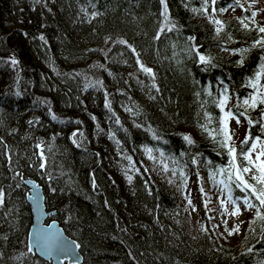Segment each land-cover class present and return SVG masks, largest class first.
Instances as JSON below:
<instances>
[{"label":"trees","instance_id":"obj_1","mask_svg":"<svg viewBox=\"0 0 264 264\" xmlns=\"http://www.w3.org/2000/svg\"><path fill=\"white\" fill-rule=\"evenodd\" d=\"M166 4L175 28L157 40L160 0H0V264H50L28 251L27 179L41 187L46 221L78 244L81 264L264 261V221L249 223L255 207L233 242L185 211L202 186L228 196L218 183L229 156L214 100L225 85L229 108L252 91L244 85L264 55L252 47L264 24L243 10L215 17L223 23L217 34L208 14L192 11L201 0ZM230 4L240 5L218 0L212 8ZM193 46L215 67L200 64ZM260 115L248 112L254 121ZM241 121L246 134L261 136ZM194 176L201 187L190 185ZM231 188L235 205L244 204ZM249 200L259 205L251 193Z\"/></svg>","mask_w":264,"mask_h":264},{"label":"snow or ice","instance_id":"obj_2","mask_svg":"<svg viewBox=\"0 0 264 264\" xmlns=\"http://www.w3.org/2000/svg\"><path fill=\"white\" fill-rule=\"evenodd\" d=\"M218 2V0H211L212 5H215ZM161 5L164 6V10L162 11L161 15L164 17V23L161 24L159 31L157 32L155 39L159 40L161 33L165 31L167 28V31H172L173 28H175V24H172L168 17L167 12V4L166 0H160ZM238 3V0H237ZM228 7H233V5H229ZM207 8H208V0H201V8L199 9H192L193 12H204L207 14ZM228 8L221 7L219 9L220 12L227 11ZM217 9L213 7V12H216ZM93 15H96V13H93ZM253 17L256 15L255 12L252 13ZM210 22L214 23L218 27L216 28L217 34H219L223 30V23L220 20H216L214 18H210ZM243 23V21H241ZM171 25V26H169ZM245 28H247V25H244ZM258 31L260 33H264V27H259ZM231 38V37H229ZM43 39V37H41ZM190 41L194 40L195 37H189ZM120 44H125L126 41L120 40ZM131 47V46H129ZM253 48L259 47L261 49H264V37L257 39L255 43L252 45ZM227 50V49H225ZM133 53H135V49H132ZM190 51H195L196 56L198 57V62L203 65H210L211 67H215L214 64L211 63L212 58L205 56L201 54L199 51L196 50L195 46L190 49ZM242 54L249 51L248 49H242L239 50ZM138 56V54H136ZM261 64L258 67V70L254 73L252 77H250L246 83L245 87L251 88L252 91L249 92L248 97L244 98L242 101L238 102L237 104L233 105L232 108H227V111H225V108L227 106L229 95H228V87L227 85L224 86L223 90L219 94V98L214 100V103L219 108L220 112L223 113V116L220 118V132L224 136V139L220 141L221 147L227 149V154L229 156V167H220L217 169V172L222 175H226V179L220 180L218 183L223 184L224 188L227 189L228 198L227 202L231 204H236V200L232 198V188L231 185H235V188L239 189L240 192H243L245 195L243 196V203L246 205L247 209H252L253 207L256 208V217L252 221H250V225L255 224L256 220L264 221V214H262L261 209H264V159H261L264 157V139H261V136H264V83H261L262 78H264V55L260 56ZM243 62V56L241 57V60L238 61V63ZM11 63L13 65H16L18 61L15 59L11 60ZM137 64L140 66V70L143 71L146 74L153 75L152 69L145 67L139 59H137ZM154 79V75H153ZM153 88H156V85H152ZM159 91V89H156ZM211 95V93H208ZM199 95V93H197ZM106 107H110L107 103L105 105ZM259 108L260 111V118L257 120H253L248 116L249 110H256ZM240 109H243L241 111ZM130 111V109H129ZM241 117H243L245 120H247L249 129L259 126L261 131V136H257L255 138L252 137L251 132L246 134L244 140L241 142V145L239 147V150L231 145L229 142L232 140V133L229 132L227 127V121L229 119H235L237 124L241 123ZM56 117L53 116V119ZM95 119V117H93ZM119 121H117L118 123ZM31 124L32 121H29ZM139 127V125H137ZM207 130V129H205ZM211 135V133H209ZM73 137L77 135L76 132H74ZM82 135V133H80ZM183 139L187 141L188 144H192L193 141L190 136H184ZM37 148H40L41 145H36ZM257 148H259V152H257L255 156V161L252 158V154L256 152ZM147 151H151L148 149ZM41 158H43V152L40 153ZM152 158L151 156L149 157ZM129 160H131L130 157H128ZM197 161L194 159L193 163H196ZM246 162V163H245ZM258 162V163H257ZM41 168H44V163H41ZM167 170V168H165ZM234 170V171H233ZM259 173V175L254 174ZM253 173L250 177L251 180L256 181V184L262 185L259 189L256 188V186L252 183H249L248 179H245V174ZM175 174V173H174ZM183 175V173H181ZM210 178H212L210 176ZM127 180L129 183L132 181L131 176H127ZM186 182V181H185ZM214 183H217L215 180ZM200 192L204 195H207L204 193V189L201 188ZM249 193H251L252 196L256 198V200L259 201V205H254L249 200ZM3 196V193L0 192V197ZM237 199H241L237 197ZM0 203H2V199H0ZM189 204H191V200L189 199ZM224 204V201H221V205ZM208 201H205V208H207ZM195 210V209H193ZM211 211V209H209ZM232 215H239L240 209L237 207L232 213ZM49 228H51V225H49ZM239 229H233V231H238ZM232 232H229V235H231ZM36 244L38 247L42 246L51 254L53 251L62 252L65 255H70V247L67 244L64 243H56L55 238L51 236V234L44 233L41 235H38L36 237ZM78 247V245H76ZM29 252L32 251V248L29 247ZM253 249L249 248L248 252H252ZM261 264H264V261L261 262Z\"/></svg>","mask_w":264,"mask_h":264},{"label":"rangeland","instance_id":"obj_3","mask_svg":"<svg viewBox=\"0 0 264 264\" xmlns=\"http://www.w3.org/2000/svg\"><path fill=\"white\" fill-rule=\"evenodd\" d=\"M209 7L207 9L208 18L215 17H238L242 13V11H248L251 13L255 12L256 15L252 18L254 21L264 24V0H238L239 6L232 7L225 12H213L211 0H208ZM230 103H227L225 111L230 107ZM227 127L230 133H232V140L229 142L233 146H237L241 141L244 140L246 136V125L243 121L240 124L236 123L235 119H229L227 121ZM264 139V137L262 138ZM259 152V148H257L256 152L252 154V158L255 161V156ZM261 159H264L262 157ZM246 163V162H245ZM258 163V162H257ZM253 173L245 174V177L249 180ZM254 174L259 175V173ZM193 180V184H192ZM200 180L197 177H192L191 184L193 187L200 186ZM254 184L256 181L251 180ZM203 189L206 190L207 195H204L199 191L195 193V198L191 201V204H188L187 209H185L187 214H191L193 219L196 220L199 216H202L207 224V226L211 229L212 232L218 234L220 237L225 236V240L229 242H233L237 238L242 237V230L244 228L245 222L252 216L253 211L246 208L244 204H231L227 202L228 196H226L225 190L215 191L210 190L209 186L207 188L202 186ZM262 187V185H260ZM259 187V188H260ZM205 201H208L207 208H205ZM221 201H224V204L221 205ZM239 207L240 214L232 215L231 213ZM195 209V210H193ZM211 209V211H209ZM238 228V231H233V229ZM227 231V232H226ZM229 232H232L229 235ZM227 233V234H226Z\"/></svg>","mask_w":264,"mask_h":264},{"label":"water","instance_id":"obj_4","mask_svg":"<svg viewBox=\"0 0 264 264\" xmlns=\"http://www.w3.org/2000/svg\"><path fill=\"white\" fill-rule=\"evenodd\" d=\"M24 185L28 188L26 201L30 207L32 216V223L27 235L28 249L29 247L32 248L30 253H35L39 258L50 264H81L82 257L79 253V246L76 247L78 244L65 235L56 221H46L50 213L45 211L41 187L35 181L29 179L24 180ZM49 225H51V228H49ZM44 233L51 234L55 238L56 243L67 244L70 247L71 254L65 255L58 251H53L49 254L43 245L38 247L36 237Z\"/></svg>","mask_w":264,"mask_h":264}]
</instances>
